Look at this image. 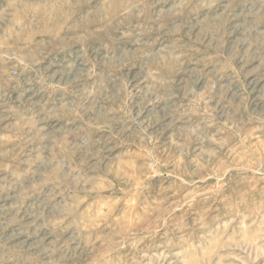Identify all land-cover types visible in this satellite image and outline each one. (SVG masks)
<instances>
[{
  "label": "rangeland",
  "instance_id": "374dc122",
  "mask_svg": "<svg viewBox=\"0 0 264 264\" xmlns=\"http://www.w3.org/2000/svg\"><path fill=\"white\" fill-rule=\"evenodd\" d=\"M0 264H264V0H0Z\"/></svg>",
  "mask_w": 264,
  "mask_h": 264
}]
</instances>
